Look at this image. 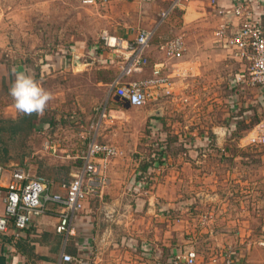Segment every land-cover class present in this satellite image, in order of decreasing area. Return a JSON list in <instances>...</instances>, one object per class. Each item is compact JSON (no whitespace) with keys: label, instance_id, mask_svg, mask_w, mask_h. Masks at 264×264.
Wrapping results in <instances>:
<instances>
[{"label":"rangeland","instance_id":"obj_1","mask_svg":"<svg viewBox=\"0 0 264 264\" xmlns=\"http://www.w3.org/2000/svg\"><path fill=\"white\" fill-rule=\"evenodd\" d=\"M152 1L0 0V62L10 71L30 72L54 97L42 116L18 114L7 75L2 77L0 163L22 165L38 152L45 156L41 173L76 172L88 138L95 137L119 151L108 163L109 185L83 209L101 220L104 236L95 238L96 254L113 252L117 261L132 264L114 236L129 232L154 241L164 256L174 247L196 248L204 264L223 248L241 247L230 237L236 230L252 251L264 236V145H246V136L264 117V102L258 88L232 91L227 84L237 63L240 72L244 66L232 48L215 42L214 33L233 0L221 6L222 14L217 0H203L185 19L180 10L162 19L170 0ZM252 2L264 21V0ZM138 28L154 30L147 55L151 62H166L165 73L174 82L169 93L157 89L139 108L114 99L110 83L117 65L99 42L103 32L133 37ZM176 36L184 42L181 58L162 57L156 46ZM216 127L227 129L226 154L204 158L199 140L208 137L218 150ZM160 153L163 161L144 173ZM204 216L210 222L203 227ZM190 228L206 231L187 239ZM211 228L219 238L208 236ZM244 257L240 264H247Z\"/></svg>","mask_w":264,"mask_h":264},{"label":"built area","instance_id":"obj_2","mask_svg":"<svg viewBox=\"0 0 264 264\" xmlns=\"http://www.w3.org/2000/svg\"><path fill=\"white\" fill-rule=\"evenodd\" d=\"M190 0H172L161 18H166L176 10L185 11ZM253 0H234L231 11L236 19L223 22L215 31V36L225 47L235 51V56L244 69L230 79V85L236 90L259 88L264 90V21L253 12ZM105 0H82L84 5H96ZM252 3V4H251ZM251 4V6H250ZM224 12L222 9L219 13ZM153 30L137 29L133 37H124L108 32L100 36V48L109 52L117 65V74L110 83L113 97L129 107H142L154 97L157 89L170 92L172 83L166 75L167 64L164 61L151 62L147 50L153 38ZM166 59H180L184 50V42L176 36L156 46ZM150 68L149 77L134 78ZM248 144L264 145V117L260 119L246 136ZM55 152L54 146H47ZM118 150L95 137H89L86 150L80 157V167L69 179L59 183L62 193L53 191V181L43 175H31L24 168H14L6 187L4 211L0 213V234L8 231L11 223L14 229H26L32 218L45 215L51 206L57 208L58 223L55 231L59 234H73L71 223L76 214L83 211L85 202L90 197L101 196L109 185L107 166L109 161L118 154ZM3 167L0 165V193ZM211 216H209V219ZM207 217H203L202 223ZM264 246V240L258 241ZM155 252V251H154ZM153 249H145L144 257L150 264H196L199 254L192 247H182L170 252L167 256L154 254ZM213 256V255H212ZM209 259L208 264H240L236 250L232 247L223 248L218 256ZM62 260L71 264H92L88 258L62 255Z\"/></svg>","mask_w":264,"mask_h":264},{"label":"crops","instance_id":"obj_3","mask_svg":"<svg viewBox=\"0 0 264 264\" xmlns=\"http://www.w3.org/2000/svg\"><path fill=\"white\" fill-rule=\"evenodd\" d=\"M144 1L146 2L148 0H144ZM217 1L219 4L216 3L215 6L217 7L218 10H221L222 8L221 6L226 4L228 0H217ZM158 2H160V0H158ZM171 2L172 0H170L169 5ZM233 2L230 1L231 7H232ZM203 3H204L203 0H190L189 3L186 5L185 14H183V18L185 19V16L188 15L189 11H193L192 6L196 5L195 7H199V6H202ZM192 16L193 15L191 14V17ZM227 20H231L234 25L237 23L236 19L232 18V16L229 13L226 18L219 16L218 23H220L221 25L223 22ZM151 29H146V30H151ZM125 34L130 36V34L128 33H125ZM215 42L217 43L220 42L219 45L222 44L221 43L222 41L218 39L217 37H215ZM162 57L164 56L162 55ZM156 60L157 59L154 58V62H158ZM236 61H239V60L236 59ZM237 64H238L237 71L232 76H230L228 83H227L228 87L232 91H235L236 88H232V86L230 85V79H232L234 75H237L241 70L240 64L239 63ZM5 75H7V84L11 86L15 79L14 75H12V70L10 71L9 68L5 66V64L0 62V95L2 94L5 95V92H6L2 88L3 87L2 77ZM150 75L151 73H150V68H149L141 75L134 76V78L139 79L142 77H149ZM172 85H174V82H172ZM10 86L8 87L9 89H10ZM258 90L259 91L257 93L259 95L261 94L262 96L261 98H263L261 102H264V91L259 88ZM9 107H12V106L9 105ZM9 107H7V110H9ZM236 118L243 119V116L239 115ZM232 123L233 125L235 124V122H232ZM233 125H231L230 128L233 129L232 127ZM213 131L215 135V138H213L214 146H216L218 150L213 149V144H208V143H211L212 141L210 138L209 139L211 141L208 140V137L203 136L202 139L199 140V142H201V144L203 145V150L201 153L203 155L202 157L204 158L211 156V153L212 154L217 153V155L219 156H223L226 154V149L225 148L223 149L222 145L224 141H226L225 136L227 135L226 134L227 129L216 127L214 128ZM236 138H237V141L242 142V139H240V137H236ZM229 139L231 138L229 137ZM230 142H234V138H232ZM246 145H249L248 142H246ZM35 155L37 156L34 160H28L22 165L12 162V161L9 163H0V165L4 169L2 179H1L2 187H1V193H0V213L4 211V197H5L6 187L8 186V183L10 181L11 171L14 168H19V167L24 168L31 175H43L47 177L48 179H50L51 181H53L54 185L52 189L54 192H59V193L63 192V190L60 189L59 182L63 179H69L70 176L73 174V172L65 174L63 169L61 170V168H56L54 174H52L51 176H47L46 175L48 173L47 170L44 171V173H41V169L39 167V164L40 163L42 164L41 160L43 159V157H45L44 154L38 155V152L32 153L31 159H33ZM108 167L109 165L107 166V169ZM88 208L89 207H86L85 209L86 212L82 211L81 213L79 212L78 214L75 215L71 223L73 234H68V233L59 234L55 231V227L58 223L56 206H51L50 211L47 212V214L45 215L32 218L29 226L22 231L15 230L13 224L11 223L8 231L0 234V264H71L68 262H64L62 260L63 254L82 257V258H88L91 260L92 264H127L125 262L121 263V261H117L116 259H114L113 252L110 253V256H107L104 254L99 256L98 254L94 252V250H92L94 249L95 244L97 246L100 244L99 241H95V240L97 239L98 234L100 235L102 233L101 232L102 230L98 229L99 224H101V220H99L98 216L96 215L88 214L87 213ZM149 211H151V209ZM189 230L190 231L187 232L188 233L187 239H190L193 236L196 237L197 235L201 236L203 231H206V230H199V229L193 231V229L191 228ZM209 234L210 235L208 236H213L214 234L215 239L219 238L220 236L218 232L215 231L214 228H211L209 230ZM138 235H141V234H134V233L129 232L128 236H124L123 233H120V234L115 233L114 236L119 239V244L121 248L128 250L127 252L134 258V262L132 261V264H150L149 260H147L144 257L143 251L146 248L153 249V252L155 251L154 254L156 255L158 253H161V250L159 249L158 245L154 241H151L148 239H141L142 236H138ZM102 236H104L103 233H102ZM230 237L235 239L236 242L237 241L240 242V244L238 245L241 247L238 249H235L238 259L242 260V258L244 257L243 253L245 250V252H247V257L246 258L244 257V258L246 259L247 264H264V246H260L258 243L257 244L254 243L253 244L254 250L251 251L250 243H248L245 245L246 246L245 248L244 244H241L242 241H244L245 239H244L243 234L239 230L233 231ZM260 237H261V240H264L263 235H261ZM255 245L256 246L258 245V246L256 247ZM169 246L170 245H168V247ZM197 248L199 247L197 246ZM177 249H178L177 247H174L173 249L170 250V252L172 253L173 251H176ZM194 249L199 254V251L196 248ZM129 250L131 252H129ZM162 254L164 255L165 253H162ZM101 260H103V262L100 263ZM196 264H204V257L201 254H199V259Z\"/></svg>","mask_w":264,"mask_h":264},{"label":"clouds","instance_id":"obj_4","mask_svg":"<svg viewBox=\"0 0 264 264\" xmlns=\"http://www.w3.org/2000/svg\"><path fill=\"white\" fill-rule=\"evenodd\" d=\"M15 79L9 89L14 101V108L18 114L42 116L53 94L43 88L28 71L12 69Z\"/></svg>","mask_w":264,"mask_h":264},{"label":"trees","instance_id":"obj_5","mask_svg":"<svg viewBox=\"0 0 264 264\" xmlns=\"http://www.w3.org/2000/svg\"><path fill=\"white\" fill-rule=\"evenodd\" d=\"M178 11H179V10H178ZM164 41H165V40H164ZM162 42H163V41H162ZM161 155H162V153H160V155L158 154V157H157L156 159H154V160H151L150 164L147 165V167L144 166V168H143V172L145 173V172H147L149 169H151V167L154 166L155 162H157V161L162 162L163 159H162V160L160 159V156H161ZM80 163H81V162H80ZM79 166H80V165H79ZM145 169H146V171H145ZM143 172H140V173H143Z\"/></svg>","mask_w":264,"mask_h":264},{"label":"water","instance_id":"obj_6","mask_svg":"<svg viewBox=\"0 0 264 264\" xmlns=\"http://www.w3.org/2000/svg\"><path fill=\"white\" fill-rule=\"evenodd\" d=\"M127 106H129V105H127Z\"/></svg>","mask_w":264,"mask_h":264}]
</instances>
